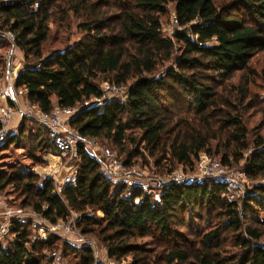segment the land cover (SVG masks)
<instances>
[{
	"label": "trees",
	"instance_id": "obj_1",
	"mask_svg": "<svg viewBox=\"0 0 264 264\" xmlns=\"http://www.w3.org/2000/svg\"><path fill=\"white\" fill-rule=\"evenodd\" d=\"M170 7L178 20L171 37L162 31ZM54 10L79 20L82 37L46 55ZM0 25L16 36L24 55L16 88L26 90L29 102L46 113L56 104L80 107L70 126L84 139L118 149L127 168L148 154L161 158L159 168L164 161L170 164L169 173L176 166L194 170L200 156L211 155V144L219 142L222 165L244 160L248 178L264 179V139L257 137L250 150L243 124V115L256 104H245L248 82L233 83L237 75L251 73V62L264 52V0H0ZM4 40L0 37V44ZM173 60L176 70L158 75ZM103 83L126 89V100L97 102L104 96ZM21 120L19 134L10 132L4 150L21 143L27 132L34 166L43 165L41 157L56 150L49 133L32 120ZM89 151L85 143L77 146L78 184L62 193L28 167H11L0 175V191L12 190L21 210L41 216L15 224L0 244V264H96L89 247H77L61 233L41 240L33 228L35 221L66 220L70 212L85 216L79 223L82 233L105 246L113 261L264 264V184L237 199L230 198L224 181L173 184L157 202L150 194L134 196L125 186L106 182ZM194 222L200 224L195 230ZM156 233L168 245L162 253L143 243ZM227 233L236 236L234 251L227 249Z\"/></svg>",
	"mask_w": 264,
	"mask_h": 264
},
{
	"label": "built area",
	"instance_id": "obj_2",
	"mask_svg": "<svg viewBox=\"0 0 264 264\" xmlns=\"http://www.w3.org/2000/svg\"><path fill=\"white\" fill-rule=\"evenodd\" d=\"M38 7L39 5L36 4L35 8ZM173 24L176 27L178 26V20L175 15L173 16ZM0 35L6 37L11 45L16 47V36L10 31H3L1 25ZM5 62L7 66L4 79L5 84H3L4 86L0 85V145L10 137V129L13 126L15 115L32 120L44 127L48 131L56 150H49L45 154V164L34 169V174L39 176L42 182H52L58 193H62L68 187L78 184V168L73 162L77 160L76 148L80 143H85L90 151L93 149L95 155L92 157L100 162L101 174L106 182L113 186H125L133 194L134 192L140 191L150 195L153 194L157 202L161 201L164 190L173 184L193 185L194 183H202L204 179H211L214 181H224L229 186V190L231 188H240L238 177L234 172L227 173L223 170L220 163L210 162L204 155L200 157V176L194 173L195 169L189 170V173L173 171L170 173L169 179L158 183L157 190L151 189L150 185L143 180V176L138 173L136 168H127L125 166V163L120 159L117 152L111 148L99 146L98 139L82 138L79 132L70 126L71 119L80 112V107L62 108L56 104L51 113L41 111L38 106L32 105L29 102L26 90L16 88V80L19 78L23 69L12 68L13 61L10 55L6 57ZM102 88L104 94L103 99L97 102L111 101L110 95L123 94L125 90L124 88L111 86L108 83H103ZM21 97L26 102L24 108H18ZM126 98L127 96H125L124 100ZM16 105L17 109H15ZM85 105L88 106L89 103ZM241 175L246 176L244 171ZM228 195L231 199L240 197L234 198L233 195ZM141 202L142 199L140 197L135 198L137 205H140ZM30 217L39 219L41 216L36 213L30 215L14 208L0 213V244L5 243V239L11 235L17 222L21 225H26L30 222ZM84 217L70 212L66 220H60L52 225H40L35 221L33 228L36 229L41 240H47L50 233H61L73 239L75 243L79 242L81 245L89 247L93 251L96 264H126L121 260H111L107 250L105 256H103L105 262L101 261V256L96 252L95 243L92 240L85 239L84 234L79 228V223ZM53 256H56V254L54 253Z\"/></svg>",
	"mask_w": 264,
	"mask_h": 264
},
{
	"label": "rangeland",
	"instance_id": "obj_3",
	"mask_svg": "<svg viewBox=\"0 0 264 264\" xmlns=\"http://www.w3.org/2000/svg\"><path fill=\"white\" fill-rule=\"evenodd\" d=\"M220 3H224V0H219ZM117 10V9H116ZM115 11V10H114ZM237 13V12H235ZM239 13V12H238ZM174 8L170 7L169 14L162 19V31L165 36H173L174 33L177 31V27L173 24V16H174ZM54 20L51 24V34L48 40V43L45 46V53L46 55H50L53 52L57 50H63L64 48L73 46L75 43H77L81 37L82 34L79 31V20L75 19L72 14H69L66 18L62 17L60 12L54 10ZM181 30V29H179ZM0 37H3L0 35ZM4 43L2 42L0 44V61H2V64L0 63V85L4 86V79L7 72V66H6V57L8 55L12 56L13 69H23L24 66V55L22 52H20L17 47H13L11 43L8 41L6 37H3ZM176 61H172L169 63H166L163 68L159 70V74L164 75L165 72L168 69H174L176 70ZM251 73H244L239 74L234 79L233 83L236 86H242L246 82H248L246 86L247 91V97L245 100V104L248 103H255V108L249 110L246 114L243 115V124L249 131V145L250 150H252L256 144L257 137H262L264 139V52L259 53L255 56L253 61L251 62ZM3 81V82H2ZM102 87V86H101ZM103 90V88H102ZM127 90L125 89L123 91V94H113L110 95L111 99H120L124 100L126 96ZM20 105V106H19ZM18 108H24L26 106L25 100L21 97L19 100ZM17 109V105L15 107ZM22 117L19 115H16L13 121V126L10 129L11 135H18L20 130L19 126L21 125ZM34 124V123H33ZM29 126V123H28ZM11 137V136H10ZM10 137L4 142L2 145H0V175L7 173L10 171L11 167H25L30 168V171L34 173V166L35 161L32 159V152L31 148L34 146L33 141H29L28 133L26 132L25 137L22 139L21 143L18 144H12L10 145L7 150H4ZM98 144L101 147H108L114 150L122 157V159L126 160L127 158L120 153L118 149H115L112 145H109L101 140H98ZM211 151V155L208 154H202L201 156H206L210 162H217L222 165V159L221 155L224 153L222 150V145L219 142H213L209 148ZM219 152V153H218ZM90 155L93 156L94 151L93 149L89 151ZM36 155V153H35ZM245 160H247L249 156V152H245ZM200 156V157H201ZM161 158L154 159L148 157V154L146 156L136 161V169L138 173L143 176V180L147 184L150 185V188L153 190H157L158 183H162L165 181V179H169L170 173V164H166V161L162 162L160 165V168L156 165L157 161H159ZM42 162L43 156L41 157ZM77 161V160H75ZM73 162L74 165L79 164L78 162ZM245 163L246 161L242 160L239 165H233L231 167H227L222 165V168L227 173L234 172L235 175L238 177L239 180V189H230V195H233L234 198H237L238 196H243L245 190H250L253 187H255L258 184H264V179H259L256 181L251 180L248 177H244L241 175L245 169ZM45 164V163H44ZM42 166V165H38ZM199 166H200V158L196 162L194 173L198 176L201 174L199 173ZM174 171H178L179 173H189L190 169H183V167L174 168ZM227 177V176H225ZM227 179V178H226ZM210 179H204L202 180V183L208 181ZM201 183V182H200ZM197 184V183H194ZM154 198V195L151 194ZM20 203V200L18 197L14 194V192L10 189H7L5 191H0V213H4L7 209H17L19 211H22L26 213L25 211L21 210L17 204ZM17 205V206H16ZM75 215H78L77 213H74ZM261 218H264V215L261 214ZM212 221L215 223L217 220L212 218ZM190 219H186V223H190ZM179 223V222H178ZM190 225V224H189ZM200 227L199 222L193 223V229ZM176 231H180L181 235H186L187 231L186 229H180V227L177 226ZM194 229V230H195ZM81 230V229H80ZM82 232V231H81ZM194 234V233H193ZM85 236V235H84ZM73 245L79 246L81 245L79 242H76L69 238ZM85 239L92 240L96 245V252L101 256V261L105 262L103 256H105L106 248L100 242H98L95 239L88 238L85 236ZM188 239H193L191 236L188 237ZM172 243H175L176 240L171 239ZM224 241L226 242L227 249L234 251L235 250V242H236V236L233 233H227L224 237ZM70 242V243H71ZM145 243L146 247L148 249H154L157 251V253H162V251L168 246L166 242H163L159 239V234L156 233L152 237L146 238V240L143 242ZM179 243V242H177ZM181 243V242H180ZM261 245L264 246V242H261ZM77 246V247H78ZM126 264L131 263V258H127L124 260ZM105 264V263H104ZM188 264H194V263H188Z\"/></svg>",
	"mask_w": 264,
	"mask_h": 264
},
{
	"label": "crops",
	"instance_id": "obj_4",
	"mask_svg": "<svg viewBox=\"0 0 264 264\" xmlns=\"http://www.w3.org/2000/svg\"><path fill=\"white\" fill-rule=\"evenodd\" d=\"M16 116V115H15ZM15 118V117H14ZM45 155L43 156V160L45 161ZM39 167H41V166H36L34 169H36V168H39ZM32 172H33V169H32ZM34 174V173H33Z\"/></svg>",
	"mask_w": 264,
	"mask_h": 264
}]
</instances>
